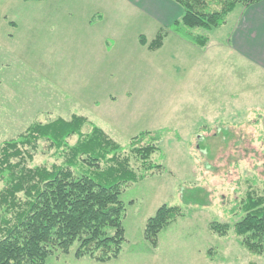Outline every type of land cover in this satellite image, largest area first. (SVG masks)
<instances>
[{
    "label": "rangeland",
    "instance_id": "rangeland-1",
    "mask_svg": "<svg viewBox=\"0 0 264 264\" xmlns=\"http://www.w3.org/2000/svg\"><path fill=\"white\" fill-rule=\"evenodd\" d=\"M56 6L54 0H0V149L29 139L37 125L78 116L88 120L84 134L98 126L123 147L141 133H160V151L151 161L163 170L123 186L125 242L118 259L77 258L75 243L69 253L54 251L47 264H264V255L249 253L233 229L247 193L264 195V69L228 44L242 7L220 28L192 31L210 39L202 52L177 45L178 34L171 32L157 51L139 50L146 46L129 38L124 49L90 59L84 53L69 55L67 47L77 48L62 38L74 37L79 29L69 33L62 24L80 25L81 18L65 19L66 9ZM108 12L103 33L145 32L141 19L123 22L121 15ZM77 141L73 136L68 144ZM17 150L21 155L10 160L16 172L50 169L65 160L63 150L46 139ZM124 154L137 174L144 173L129 148ZM4 170L0 192L10 179ZM195 188L203 192L193 196ZM186 197L203 199L205 205L187 204ZM17 198L26 200L23 193ZM164 205L181 207L184 217L161 231L153 248L144 236L146 224ZM212 222L231 229L219 236L211 232Z\"/></svg>",
    "mask_w": 264,
    "mask_h": 264
},
{
    "label": "trees",
    "instance_id": "trees-1",
    "mask_svg": "<svg viewBox=\"0 0 264 264\" xmlns=\"http://www.w3.org/2000/svg\"><path fill=\"white\" fill-rule=\"evenodd\" d=\"M173 1L182 6L183 17L169 30L161 29L150 43L140 37V43L150 51L161 49L171 32L204 48L209 37L194 35L193 30L209 32L220 28L238 6L247 8L263 0ZM87 124V119L75 116L71 121L37 125L31 129L29 139L8 142L0 149V173L3 175L7 168L10 177L7 188L0 192V264H47L54 251L69 253L75 243L79 244L77 258L89 256L99 263L119 258L125 242V206L120 199L123 186L141 181L154 170H163L162 165L151 161L160 151L156 142L161 135L141 133L128 147H123L98 126L84 134ZM73 136L78 141L70 146L68 139ZM148 136L149 141L143 144ZM37 139H46L63 150V164L50 169L21 168L16 172L10 160L21 155L18 147ZM126 148L138 158L144 173H136L130 156L124 154ZM199 192L202 189H192L193 196ZM20 193L25 196L24 202L17 198ZM185 201L190 205H205L203 199L186 197ZM241 210L243 216L233 226L235 235L249 253L264 255V195L249 191ZM181 217H184L181 207H160L147 221L146 241L157 248L161 231ZM209 228L222 237L231 229L218 222H212Z\"/></svg>",
    "mask_w": 264,
    "mask_h": 264
},
{
    "label": "crops",
    "instance_id": "crops-1",
    "mask_svg": "<svg viewBox=\"0 0 264 264\" xmlns=\"http://www.w3.org/2000/svg\"><path fill=\"white\" fill-rule=\"evenodd\" d=\"M49 1L38 3L46 2L48 4ZM54 3L57 4L58 9H66L63 11L66 12L65 19L75 15L81 18L80 25L69 24L70 20H64L62 24L70 31L69 33L79 29V34H75L74 37L65 36L62 38L60 36L65 42L72 44V50L77 48L72 52L67 47L69 55L81 57L84 53L90 59L97 54L98 57L108 54L116 47L124 49L132 38L137 41L134 43H138L140 46V37L149 38L152 42L161 29L169 30L175 22L182 19L184 14L182 6L173 0H54ZM110 10L114 11L118 18L121 15L123 22L130 21L129 23H131L133 19H141L144 21L145 32L147 31L149 34L143 32L128 35L127 33L123 34L122 30L119 33H103V25L108 20V11ZM58 12L59 10L56 11V13ZM10 24L11 28L18 29L15 22H10ZM172 35L169 33L162 48L165 47ZM178 35L174 34L177 45L197 47L196 49L199 48L200 52L206 50L210 43L208 42L204 48H200ZM86 43V48L81 52L80 49L85 47ZM228 44L232 45L229 50L264 69V0L247 8L242 7L239 16L234 21ZM138 49L152 52L148 47L141 46ZM1 50L2 46L0 45V52Z\"/></svg>",
    "mask_w": 264,
    "mask_h": 264
}]
</instances>
